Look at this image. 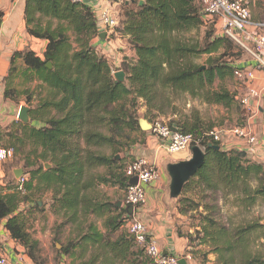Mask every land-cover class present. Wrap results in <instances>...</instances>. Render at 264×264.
Instances as JSON below:
<instances>
[{
  "label": "trees",
  "instance_id": "obj_1",
  "mask_svg": "<svg viewBox=\"0 0 264 264\" xmlns=\"http://www.w3.org/2000/svg\"><path fill=\"white\" fill-rule=\"evenodd\" d=\"M121 8L115 32L128 38L133 59L122 60L117 71L125 74V81L116 83V71L96 52L93 42L100 32L90 7L69 0H26V32L46 41V49L43 59L32 51L14 53L7 81L14 80L19 60L23 64L19 72L25 81L40 83L48 93L37 109L30 111L29 123L16 121L0 131V149H11V159L18 158L28 170L21 189L15 180L0 189V225L3 223L9 237L24 248L33 264L43 261L38 241L28 231L27 214L32 204L39 209L44 192L51 193V212L62 217L55 225L56 232L67 225H77L76 241L62 245L58 256H73L76 248L83 252L90 248L97 254L87 264L105 257L108 259L102 264H137L140 253L145 256L139 264H151L143 248L125 230L120 231L130 218L127 211L116 207L118 201L98 193L101 186L124 191L130 184L123 173L122 160L116 155L127 145L126 131L141 132L133 107L140 100L147 110L145 119L163 117L164 108L158 99L159 90L166 89L200 98L208 105L230 106L233 102L228 91H212V87L216 80L224 81L236 70L243 71L223 61L235 43L220 32V36L214 35L213 30L206 31L201 43L177 37L178 33L199 29L207 19L198 0H125ZM206 21L217 28L216 18ZM201 55L208 56L205 68L194 63ZM49 63L51 68H47ZM16 95L14 89L6 90V97L13 99ZM168 126L194 138L206 133L197 114L171 119ZM4 136L10 141L6 145L2 144ZM103 148H110L112 154L100 153ZM202 148L205 163L179 198L194 191L200 195L205 191L221 193L235 196L240 208L253 207L264 199L263 167L250 161L245 151H224L221 143L212 139H205ZM46 162L51 164L48 169L44 168ZM100 168L102 172L96 173ZM192 204L210 210L203 203ZM200 217L206 225L197 233L198 245L210 243L216 253H238V264H264V255L251 254L247 244L250 234L257 228L264 229V225L227 230L208 214ZM90 218L102 220L105 233ZM177 234L187 240L185 255L193 254L189 251L193 236L178 230ZM54 241L59 243L56 238Z\"/></svg>",
  "mask_w": 264,
  "mask_h": 264
},
{
  "label": "rangeland",
  "instance_id": "obj_2",
  "mask_svg": "<svg viewBox=\"0 0 264 264\" xmlns=\"http://www.w3.org/2000/svg\"><path fill=\"white\" fill-rule=\"evenodd\" d=\"M199 6L201 7V11L203 13L204 10V3L203 0H198ZM122 8L120 7L119 15L121 16ZM122 17V16H121ZM204 19L203 25L197 29L192 30L186 33H178L177 37L180 39H185L187 41L193 42H202L206 31L213 30L214 35L220 36V30L216 25L210 23ZM113 39V36L111 37ZM127 38V37H126ZM127 49L128 46V38H127ZM235 48L232 52L229 53L228 57H224L223 61L228 63H247L250 62V57L244 54L235 44ZM130 50V49H129ZM129 57L131 60L133 59V52L130 50ZM212 58H217V55H212ZM207 55H201L200 57L194 59V63L202 68H205L207 65ZM234 65V64H233ZM16 69L21 72V66L19 64L16 65ZM17 72L14 75L15 86L19 88V93L17 96L21 95V102L22 106L28 109V116L31 110L37 109V106L47 97V90L40 86V83L36 81H29L26 82L25 78L21 75L20 72ZM248 85L250 83L243 78H238L237 76L226 77L224 81L216 80L212 91H228L233 96V102L230 106H223V105H208L203 102L202 99H193L189 95L185 93H175L171 92L168 89L162 91L159 90V99L158 103L164 108V116L161 118H151L145 119L144 115L146 114L147 110L144 107L142 101H138L137 104L133 107L132 111H136L137 115L139 116V120H145L150 125L154 123L156 120L164 121V123L168 124L169 120L171 119H178L180 117H193L195 114L198 115L199 119L202 123V131L203 132H227L235 127L240 126V121L244 119L243 115L246 114V108L242 105V99L246 98L248 94ZM16 91V89H15ZM28 93V94H26ZM19 112V109H18ZM250 113V111H248ZM151 114H154L151 112ZM18 115V113H17ZM18 121V120H17ZM30 121V118H29ZM28 121V123H29ZM20 122V121H18ZM21 123V122H20ZM211 127V129H209ZM141 131V130H140ZM4 132V131H3ZM138 132H127L126 135L129 137V140L126 141V147L123 148L121 152L116 155L117 159L122 160L123 167L128 163L130 160H133V157L127 155V151L130 147L135 146L136 144H141L142 138L137 135ZM143 133H151L150 131H146ZM3 134V133H2ZM152 135V134H151ZM2 144L6 145L7 141H9V137H1ZM116 139H118L116 137ZM123 141V140H122ZM223 145V141L221 143ZM5 149V147L3 148ZM28 150V149H24ZM100 153L105 154L107 156L112 154V150L110 148H103L100 150ZM175 157L178 154L174 155ZM3 165L2 168L5 170V177H4V184L6 185L8 182L15 180L16 183L19 184V181L14 178L12 170H22L23 174L22 177H28L25 173L28 171L27 169L23 168V162H19L18 158H10L7 160L2 161ZM48 165V168L51 167L50 162L44 163L45 166ZM166 167L164 165V170L166 171ZM45 168V169H48ZM102 172V169H98L96 173ZM110 193L112 196L113 202L121 200L123 194H117L111 189H106L104 187L98 188V193L104 192ZM123 192V191H122ZM50 192H44L39 198V209L34 208V204L30 206L29 210L31 213L28 215V231L33 236L36 235L38 231L34 224L35 222H43L44 226L50 221L51 217L54 218V225L52 228V237H49V254L51 255L53 262L52 264H57L58 254L62 248V245H66L70 240L76 241L77 239V225H67L64 227L60 232H56L55 221L58 220L61 222L62 217H57L51 212V195ZM203 195H200L199 192H189L181 198L171 199L169 198L167 210L169 211V215L171 216V220L174 226L177 228L178 231L183 233L184 235H192L195 239L192 243L189 244V251L193 254H189L190 259L187 260L188 264H238L240 262L241 257L238 253H221V252H214V247L209 244L198 245L197 240V233L200 232L201 227L205 226L206 224L202 223L201 215L208 214L210 218L214 219L217 224L221 227H224L227 230H234L237 227H244L248 224H258L259 226L264 225V199H259L256 205L250 208H240L237 207L239 203L235 200V196L233 195H222L218 193L216 195L212 194L211 192H202ZM194 204L203 203L206 205L210 210L204 211L203 206L197 208ZM167 204V203H166ZM29 206V205H28ZM33 206V207H32ZM240 206V205H239ZM26 207V206H25ZM23 209V207H22ZM27 209V208H25ZM212 209V210H211ZM138 218V216H135ZM142 221V218H138ZM92 222H95L96 225L101 228V224L98 220L90 218ZM122 233H125L124 229H120ZM118 235V234H117ZM116 235V236H117ZM54 238L59 240V243L54 241ZM249 246V251L253 255H264V229L257 228L250 234V239L247 242ZM221 246V244H220ZM55 253L57 254L55 259ZM97 253L94 252L93 249H88L86 252H83L81 249L76 248L73 256L66 257L67 262L64 264H87L89 259L93 257ZM145 255L142 253L138 254L136 257L137 264L140 261H143V257ZM193 257V258H192ZM108 258H100L96 261L95 264H102L103 261L107 260ZM109 261H107L108 263ZM113 264V262L111 261ZM110 263V264H111ZM116 264H129V263H116Z\"/></svg>",
  "mask_w": 264,
  "mask_h": 264
},
{
  "label": "crops",
  "instance_id": "obj_3",
  "mask_svg": "<svg viewBox=\"0 0 264 264\" xmlns=\"http://www.w3.org/2000/svg\"><path fill=\"white\" fill-rule=\"evenodd\" d=\"M124 1L117 0L112 3H107L105 0H82V3L93 10L96 21L98 20V12L103 8H109L111 14L120 22L119 9ZM25 3L26 0H0V13H2V17L0 18V131L7 129L12 123L17 121L18 109L22 106L21 95H16L13 99L5 96L6 90L8 89H16L17 94L20 91L15 86L13 80H11V83L7 81L8 74L12 68L11 59L14 53L32 51L36 56L43 59V54L46 49V41L32 38L26 32L24 21ZM249 9L251 21L254 24L264 25V0H249ZM217 26L219 25L217 24ZM97 28L100 34H105V37L103 39L97 37L94 40L93 43L96 52L108 60L112 71L118 72L117 69L122 60L126 57L130 58L128 54L131 51L127 49V38L116 32L113 34L107 33L98 21ZM262 32H264V28ZM112 36L113 39L111 38ZM17 64L23 68L21 61L17 60L15 65ZM234 66L243 69V71L252 72L253 74V79L248 81L250 83L246 96L248 104H242L246 108V114L243 115L244 119L240 121V126L238 127L251 131L257 141L255 144H248L246 141L237 139L231 134L226 133L223 138V145H221L222 150H243L247 158L254 163L262 165L264 171V69L259 68L252 60L247 63L236 62ZM251 89L256 91V97H249V91ZM246 98H243L242 101ZM141 132L137 133L142 138L141 144L130 147L127 155L133 158L147 159L157 167L159 177L152 184L145 187L146 203L139 209H136L134 214L138 218H142V223L147 228L148 236L156 242L162 253L166 252L167 255L176 256L180 260H184L185 264H188L187 260L190 259V256L188 254L185 255V251L188 248L187 240L178 236L177 228L174 226L169 211L167 210V200L170 198V179L163 167L164 165L168 166L169 164L189 160L191 158V150L180 152L176 157L174 155L169 156L157 138L151 135V133H145L143 135ZM2 163L0 161V189L5 187V170L2 168L4 164ZM23 178L25 180L27 179V177ZM101 187L108 190L111 189L120 195L124 192L113 187ZM104 194L113 201L109 191H105ZM121 201L122 199L118 200V202ZM98 221L101 224V228L97 226L98 229L102 233H105L102 227V220ZM55 222L60 223L58 220ZM53 225V217L45 225L46 227H43V222L38 221L34 224V227L38 231L33 238L38 241L40 257L43 264H52L53 262L49 254V237H52ZM54 256L56 259L57 254L55 253ZM0 257L7 259L9 264H33L26 255L24 248L9 237L8 232L3 227V223L0 225ZM66 257L68 256H58L57 264L67 262Z\"/></svg>",
  "mask_w": 264,
  "mask_h": 264
},
{
  "label": "built area",
  "instance_id": "obj_4",
  "mask_svg": "<svg viewBox=\"0 0 264 264\" xmlns=\"http://www.w3.org/2000/svg\"><path fill=\"white\" fill-rule=\"evenodd\" d=\"M73 4H81L82 0H69ZM112 3L117 0H105ZM204 17L207 19L216 18L220 33L237 44L244 54L250 57L259 68L264 69V28L263 24H254L251 21L249 0H203ZM97 21L107 33H114L118 20L114 17L109 8H103L98 12ZM234 75L246 81L253 79L252 72L236 70ZM256 97L257 93L253 89L249 91V97ZM243 105L248 104V99L242 101ZM151 134L157 138L164 146L167 155L173 156L183 151H190L193 146L199 147L202 151V142L205 139H212L222 143L226 133L237 139L244 140L248 144H255L256 138L251 131L235 127L227 132L210 131L203 133L201 137L194 138L191 134H184L173 130L164 123L156 120L151 124ZM13 155L11 149H0V161L10 159ZM123 173L129 180L136 179L137 184L131 185L123 192L122 207L132 208V214L124 225V230L143 248L144 253L150 258L151 264H179L180 259L173 255H163L156 242L147 234V228L138 218L135 217V210L146 203L145 187L152 184L159 177L158 169L155 165L144 158H134L123 167ZM19 189L25 179L19 180ZM0 264H9L7 259L0 257Z\"/></svg>",
  "mask_w": 264,
  "mask_h": 264
},
{
  "label": "water",
  "instance_id": "obj_5",
  "mask_svg": "<svg viewBox=\"0 0 264 264\" xmlns=\"http://www.w3.org/2000/svg\"><path fill=\"white\" fill-rule=\"evenodd\" d=\"M139 5H143V2L141 1ZM100 39H103L105 37V34H99L98 36ZM47 68H51L50 63L47 64ZM116 83H123L125 81V74L122 71H118L114 73L113 75ZM17 120L20 121L23 124L28 123L29 121V116H28V109L25 107H20L18 115H17ZM138 126L141 131L146 132L151 130V125L145 121V120H139L138 121ZM174 131L176 129H173ZM216 150H219L218 146L214 147ZM205 163V154L204 152L196 146H193L191 148V158L187 161H181L175 164H169L166 167V172L169 176L170 179V184H169V197L171 199H176L178 198L183 189L184 186L195 177L197 172L203 167ZM45 168H48V165L45 166ZM22 170H14L13 175L14 178L19 180L22 177ZM131 185L137 184L136 179L130 180ZM122 205L121 202H118L116 207L120 208ZM128 215L132 214V208L127 209ZM163 255H167L166 252L163 253ZM179 264H185L184 260H180Z\"/></svg>",
  "mask_w": 264,
  "mask_h": 264
}]
</instances>
